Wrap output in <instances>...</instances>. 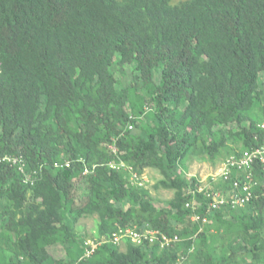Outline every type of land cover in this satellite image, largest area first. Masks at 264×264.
Wrapping results in <instances>:
<instances>
[{
  "label": "trees",
  "instance_id": "trees-1",
  "mask_svg": "<svg viewBox=\"0 0 264 264\" xmlns=\"http://www.w3.org/2000/svg\"><path fill=\"white\" fill-rule=\"evenodd\" d=\"M263 123L264 0H0V156L48 164L33 187L0 164V264L264 262L261 200L208 214L196 198L208 216L195 239L184 207L188 161L263 144ZM112 137L131 170L84 176L74 159H115ZM62 159L70 167L51 168ZM149 168L153 189L173 192L160 207L129 183ZM90 216L93 239L151 226L187 240L104 243L82 258L75 226Z\"/></svg>",
  "mask_w": 264,
  "mask_h": 264
},
{
  "label": "built area",
  "instance_id": "built-area-1",
  "mask_svg": "<svg viewBox=\"0 0 264 264\" xmlns=\"http://www.w3.org/2000/svg\"><path fill=\"white\" fill-rule=\"evenodd\" d=\"M132 128L133 126L131 124L127 126L128 130ZM110 149L113 153H116V147L114 145H111ZM75 161L81 164L83 175L93 173L97 167L96 164L91 166L87 165L83 159H77ZM3 163L8 164L9 167L15 168L22 176V183L28 186L35 185L40 180L44 170V164H39L33 170L26 171L25 161L21 155H2L0 156V164ZM71 164L72 162L70 160L65 159L62 162H54L52 167L68 168ZM108 166L115 170L123 168L124 164L122 162L118 163L112 161L108 163ZM218 180L226 182L229 187L219 190L218 187L215 186ZM130 181L133 184L143 185L142 178L136 173L131 174ZM255 190L257 191L256 195H254ZM197 193H204L203 199L207 201L208 214L225 206L232 209L243 207L249 203L254 196H259L264 203V145L244 150L237 155L229 156L218 170L210 175L208 182L204 184L197 183L195 187L189 189L188 192L192 197ZM196 205L199 206V202H196L194 198L186 203V207L192 210L191 221L198 224H205L207 222V217L195 214L193 211ZM123 240L130 241L135 245H142L148 241L151 244L158 243L161 248H165L178 242L179 238L177 236L169 237L152 228H146L140 231L136 227H127L113 232L109 242L118 245ZM103 242V240L85 241L83 258L90 257Z\"/></svg>",
  "mask_w": 264,
  "mask_h": 264
},
{
  "label": "rangeland",
  "instance_id": "rangeland-1",
  "mask_svg": "<svg viewBox=\"0 0 264 264\" xmlns=\"http://www.w3.org/2000/svg\"><path fill=\"white\" fill-rule=\"evenodd\" d=\"M172 4H178L180 2H184L186 0H170ZM226 151H223L222 154L215 160V161H210L206 158H191L188 163H189V171L188 174L192 177H196L200 179L203 183L208 182V178L210 175L214 174L219 166L223 163V161L227 158V154H225ZM145 178L147 179V189L150 190L151 196L154 200V204L157 206H161L162 202L165 200H168L173 197V192L172 191H167L163 189H157L154 190L153 186L158 181L161 176L160 174L154 170V169H146L145 170ZM176 173H178L176 171ZM215 184V183H214ZM213 184V185H214ZM96 221L97 217L96 216H90L86 218H82L79 220V222L76 224L75 228L76 231L83 237L84 239H92L93 235L95 234V229H96ZM125 249V244L120 245V250ZM50 252L54 257H60L63 255V252L59 247H56L55 249H52L49 247ZM241 261H239V264H264V262H257L252 259L250 253H246V255H243L241 258Z\"/></svg>",
  "mask_w": 264,
  "mask_h": 264
},
{
  "label": "clouds",
  "instance_id": "clouds-1",
  "mask_svg": "<svg viewBox=\"0 0 264 264\" xmlns=\"http://www.w3.org/2000/svg\"><path fill=\"white\" fill-rule=\"evenodd\" d=\"M129 124H131L130 122L129 123H127V125H126V127H125V129H127V126L129 125ZM132 126H133V124H131ZM262 126H264V123L261 125V128L262 129H264V127H262ZM133 128H134V126H133ZM133 128L131 129V130H128L127 129V131H132L133 130ZM124 129V130H125ZM125 132L126 131H120V134L119 135H123V134H125ZM116 138L115 137H112L109 141H107V142H105L104 144H103V147L104 148H107L109 151H111V153L113 154V156L115 157V159H112V160H109V161H107V162H91V163H88V162H86L85 161V159L84 158H82V157H78V158H75L74 160H77V159H83L85 162H86V164L87 165H89V166H91V165H93V164H96L97 165V167H96V169H95V171L99 168V167H106L107 169H109L110 171H123V170H125V169H128V170H131V168L129 167V166H127L126 165V163L119 157V155H118V149H117V146H116ZM111 145H114L115 147H116V153H113L112 152V150L110 149V146ZM264 145V143L263 144H260V145H255V146H252L251 148H253V147H259V146H263ZM250 148V149H251ZM247 150H249V149H247ZM242 151H244V150H242ZM242 151H240V152H238V153H236V154H231V155H237V154H239V153H241ZM236 152V151H235ZM5 155V154H4ZM14 155V154H13ZM231 155H228L227 156V158L229 157V156H231ZM226 158V159H227ZM24 159V158H23ZM225 159V160H226ZM65 159H62V160H60V161H64ZM73 160V161H74ZM225 160L223 161V163L225 162ZM24 161H25V159H24ZM60 161H54V162H60ZM112 161H115V162H122L123 164H124V167L123 168H119V169H111L109 166H108V163H110V162H112ZM54 162H52L51 163V168H54V167H52V164L54 163ZM76 162V161H75ZM76 163H78V162H76ZM222 163V164H223ZM41 164H46V165H48L47 163H41ZM221 164V165H222ZM39 165V164H38ZM37 165V166H38ZM220 165V166H221ZM219 166V167H220ZM25 167H26V171H31V170H33V169H29L28 170V167H27V165H26V162H25ZM49 167V166H48ZM10 168H12V167H10ZM16 172H17V170L15 169V168H13ZM54 169H57V168H54ZM146 170V169H145ZM95 171L93 172V173H91V174H94L95 173ZM145 172V171H144ZM177 174H179L180 173V169L178 168V170H177ZM18 173V172H17ZM45 173V170H43V173H42V176H43V174ZM132 173H136V172H134V171H131V173H130V176H129V183L132 185V186H135V185H137V186H139V187H145V188H147V185H146V183H147V179L145 178V173H142L141 175H139V174H137L139 177H141L142 178V180H143V185H138V184H133L131 181H130V177H131V174ZM19 174V173H18ZM91 174H89V175H91ZM20 175V174H19ZM42 176H41V178H42ZM84 176H87V175H84ZM186 176L187 177H192V176H190L188 173L186 174ZM20 177H21V180H22V176L20 175ZM40 178V179H41ZM195 179H196V183H195V185L197 184V183H200V184H204L200 179H198V178H196V177H194ZM210 178V177H209ZM209 178H208V180H209ZM199 181H201V182H199ZM217 182V181H216ZM215 182V183H216ZM219 182H220V180H218V182L215 184V186L216 187H218V189L220 190V189H223V188H228L229 187V185L228 184H225V185H223V186H219ZM25 185V184H24ZM195 185H194V187H195ZM26 186H28V185H26ZM34 186V185H33ZM33 186H29V187H33ZM189 189L190 188H188V189H185L184 190V196H185V198H186V202H185V204H184V207H185V209L188 211V213H189V216H188V221H189V223L190 224H192V225H197L198 226V229H197V231L192 235V239H195L196 238V236H197V234L198 233H200V232H202L204 229H205V227H206V223L205 224H198V223H195V222H192L191 221V215H192V210L190 209V208H187L186 207V203L187 202H189L192 198H194L195 199V201L196 202H199V203H201V201H198L196 198H198V197H201L202 199H203V194L204 193H197L194 197H192L190 194H188V192H189ZM255 193H254V195H256V193H257V191L255 190L254 191ZM201 199V200H202ZM204 200V199H203ZM253 200H261L262 201V199L261 198H259V196L258 197H253V199L251 200V201H253ZM250 201V202H251ZM249 202V203H250ZM263 202V201H262ZM198 205H196V207H197ZM195 207V209L193 210L194 211V213L195 214H198V215H201L200 214V212H197V208ZM244 207V206H243ZM223 208H227L228 209V207H222V208H220V209H218V210H216V212L217 211H219V210H221V209H223ZM263 208H264V203H263ZM213 212H215V211H213ZM264 212V211H263ZM209 214H211V213H209ZM206 217L208 216V214H206L205 215ZM132 227H136V226H132ZM137 228V227H136ZM146 228H152V229H156V230H158V231H160L161 233H163V234H165V235H167V236H169V237H173V236H177L178 238H179V241L178 242H176L175 244H173L172 246H169V247H165V248H170V247H175L176 245H178L179 243H181L182 241H184V240H187V239H185V238H181L180 236H178L177 234H167V233H164V232H162L161 230H159V229H157V228H153V227H151V226H147V227H145L144 229H146ZM122 229H125V228H122ZM138 229V228H137ZM138 230H140V229H138ZM143 230V229H142ZM141 231V230H140ZM112 235V234H111ZM111 235H110V237H111ZM110 237L109 238H101V239H84V243H85V241H87V240H95V241H100V240H103L104 242L102 243V244H104V243H110L109 242V239H110ZM126 242H130V241H126V240H123L120 244H118V245H114V244H112V243H110V244H112V245H114V246H118L119 248H120V245H122V244H125ZM84 243H83V248H84ZM131 243V242H130ZM101 244V245H102ZM132 245H135V244H133V243H131ZM153 244H155V243H153ZM101 245H99V246H101ZM156 245L159 247V249H165V248H161L160 246H159V244L158 243H156ZM98 246V247H99ZM135 246H138V245H135ZM98 247H97V249H98ZM96 249V250H97ZM192 249H193V247H192ZM95 250V251H96ZM95 251H94V253H95ZM93 253V254H94ZM92 254V255H93ZM84 255V254H83ZM91 255V256H92ZM90 256V257H91ZM90 257H88V258H90ZM82 258H83V256H82Z\"/></svg>",
  "mask_w": 264,
  "mask_h": 264
}]
</instances>
